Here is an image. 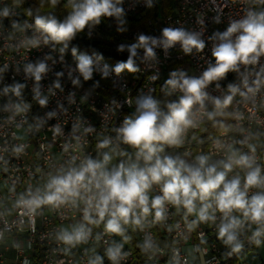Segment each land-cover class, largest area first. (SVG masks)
Segmentation results:
<instances>
[{"label":"built area","instance_id":"2783aa9c","mask_svg":"<svg viewBox=\"0 0 264 264\" xmlns=\"http://www.w3.org/2000/svg\"><path fill=\"white\" fill-rule=\"evenodd\" d=\"M5 6L10 7L12 14L7 18L0 17V264H95L97 257L101 264H134L136 254L128 247L127 241L119 235L105 233L103 223L92 225L91 235L84 242L67 245L58 239L62 230L71 232L77 222L86 223L83 221L82 202L78 206H44L33 213L17 207L16 201L28 191L35 193L40 190L42 194L52 176L72 166L70 162L73 157L75 165H79L86 156L102 159V154L109 152L112 155L109 167L126 159L111 153L109 149H98L97 144L104 138H111L114 144L119 143L115 139L117 134L114 129L135 113L138 96L151 94L156 98L158 86L165 82L171 61L177 62L174 71L200 76L209 64L215 62L211 54L215 41L210 37L216 32L225 31L231 21L244 18L249 10L255 11L253 2L174 0L173 11L159 18L157 28L152 21L149 22L152 36L160 37L162 29L166 27H182L199 32L206 44L202 52L193 50L191 54H185L181 46L176 44L167 50L157 47L155 58L144 60L142 50L136 59L140 69L138 72L124 71L120 75L113 72L104 78L97 71L88 81L80 76L77 64L60 52L58 44L41 43L36 48L23 46L25 37L39 35L34 26L35 16L16 2L0 0V11ZM122 7L126 15L140 18L147 2L123 0ZM13 21L21 27L27 22L31 27L20 31L12 27ZM84 30L92 37H100L94 23ZM140 34L135 32L134 37L138 38ZM38 62L46 63L48 68L39 82L25 71L28 64L35 65ZM118 62L122 61L109 63L101 60L99 67L107 64L114 68ZM260 64L264 65V56L260 58ZM233 74L240 80L241 91L244 90L242 80L246 79L251 84L256 78L254 72H245L243 65L240 66V74ZM154 76L156 79H153ZM76 79H79L78 84L73 83ZM57 81L59 88L55 87ZM215 83L206 89L209 97L227 94L224 85L218 82L220 87L217 88ZM18 84L24 85L19 95L11 90ZM37 91L40 98H47L46 105L39 104ZM175 93L181 95L178 91ZM168 103L170 101L164 103L165 112ZM17 106L24 107V110L17 111ZM213 107L211 99L205 101L204 108L194 106L193 119L197 126L187 130L184 145L177 148V155L192 161L197 155L205 153L211 157V161H215L223 158V151L214 146L216 141L232 144L246 154H252L248 147L251 144L255 147L254 155L264 174V87L255 95H236L231 107L232 127L226 133L224 131L206 141L208 146L205 152L199 134L207 121L204 113L211 112ZM49 113L55 115L50 117ZM235 115H242L243 119H234ZM57 125L61 131L54 134L53 129ZM87 128L93 131L86 132ZM20 146H24V151L14 152V148ZM119 150L129 152L134 158L135 150L129 146L119 143ZM185 153L188 155L185 156ZM237 173L241 175L243 183V170L234 169L228 177ZM257 191L260 190L250 189L249 196ZM159 194L158 186H153L149 192L150 198ZM184 212L166 205L164 221L152 223V217L149 216L143 230L135 227L142 243L146 236H151L158 248V251L146 255L145 264H161L165 260L173 264L177 252L180 264H230L256 244L249 241L248 237H251L257 226L251 225L249 229L246 224L241 230L243 249L229 257L226 255L228 249L217 239L216 225L220 222V214L217 213L216 225L200 224L189 230L188 223L193 220V216L185 218ZM234 214L239 216V213ZM97 236L100 238L97 239ZM258 239L263 240L264 233ZM121 244V258L116 262L111 261L107 249ZM189 245L193 246L197 258L191 259L185 250Z\"/></svg>","mask_w":264,"mask_h":264},{"label":"clouds","instance_id":"9594fccd","mask_svg":"<svg viewBox=\"0 0 264 264\" xmlns=\"http://www.w3.org/2000/svg\"><path fill=\"white\" fill-rule=\"evenodd\" d=\"M122 2L123 0H69L71 11L63 21H58L52 14L37 15L34 26L39 35L25 37L22 45L36 48L41 43L59 44L62 45L60 51L64 52L77 33L84 31L92 23L99 24L101 17H114L123 25L125 12ZM146 2L151 7L152 0ZM51 3L55 5L57 0H51ZM10 14L12 12L8 6L0 11L2 18H7ZM12 27L23 31L31 25L25 22L21 27L13 21ZM118 30L125 29L121 27ZM210 39L215 41L211 50L214 63L209 64L200 76H188L184 71L177 70L171 72L170 78L165 81V89L181 93L177 101L166 105V112L162 110L161 102L151 94L140 95L136 98L134 115L126 117L122 125L114 129L116 141L135 150L134 158L129 152L119 150V143L114 144L111 138H104L97 144L98 149H109L111 153L126 159L109 167L112 160L109 152H104L102 159L86 156L79 165H75L73 157L70 162L72 166L52 176L42 194L40 190L35 193L28 191L20 196L16 206L34 213L44 206H78L82 202L83 221L87 225L98 226L103 223L105 233L119 235L127 240L128 237L124 235L125 225L143 230L144 222L149 216L152 217V223L162 222L166 219V205H172L177 211L185 210V218L189 215L195 217L188 223L189 230L200 224L216 225L219 213L217 239L228 249L226 255L229 257L243 249L241 230L246 224L249 229L251 225L257 226L248 240L259 245L261 241L258 238L264 233V174L256 161L253 145H248L252 154H246L232 144L216 141L214 146L223 151V158L215 161H211L208 155H197L192 161L180 155H161L165 152V146L182 147L187 130L197 126L193 119L194 106L204 108L205 101L211 99L214 109H226L232 104L236 94L242 97L255 95L264 87V65L260 64V58L264 56V11L249 10L244 18L231 21L225 31L214 33ZM176 44L181 46L185 54H191L193 50L202 52L206 47L201 33L182 27H166L162 29L160 37L140 34L137 43L121 44L118 50H127L128 58L118 62L114 68L107 64L99 67L103 57L88 55L78 56L76 67L85 81L92 79L97 71L104 78L113 72L116 75L124 71L136 73L140 70L136 64L139 49H143V59L148 60L155 58L157 47L167 50ZM76 51L74 47V56ZM241 65L245 66V72L255 73L256 78L251 84L246 79L242 80L244 90L241 91L240 85L230 83L227 94L209 97L206 91L209 85L216 82L215 86L219 88L218 82L225 79L228 73L240 74ZM25 71L39 82L48 68L46 63L38 62L35 65L28 64ZM73 83L78 84L79 79ZM23 87L24 85L18 84L11 90L19 95ZM55 87H60L58 81ZM36 98L41 106L46 105L47 98H40L38 91ZM24 107L17 106V111H23ZM48 115L51 117L55 113ZM204 115L214 126L219 123L216 121V111L205 112ZM233 118L240 120L243 116L235 115ZM220 127L226 133L232 126L220 124ZM60 131L58 125L53 129L54 134H59ZM85 131L91 132L93 129L87 128ZM23 151L24 146L14 148L16 153ZM184 155L187 156L188 153ZM234 169L243 170V183L239 173L228 177ZM153 186L159 187L160 194L150 198L149 192ZM253 188L260 191L249 196V190ZM234 213H239V216ZM86 224L81 223L71 232L62 230L58 239L67 245L86 241L91 235V228L86 227ZM122 247L121 244L108 248V258L116 262L121 258ZM140 248L145 253L158 251L151 236L145 237ZM95 264H101L99 257ZM173 264H180L178 252L174 255Z\"/></svg>","mask_w":264,"mask_h":264},{"label":"trees","instance_id":"16d2710c","mask_svg":"<svg viewBox=\"0 0 264 264\" xmlns=\"http://www.w3.org/2000/svg\"><path fill=\"white\" fill-rule=\"evenodd\" d=\"M10 2H16L20 4L22 8L27 10L35 17L37 15L46 16L48 14H52L57 18L58 21H63L71 11L69 0H57L55 5L51 3V0H10ZM252 2L255 11H262L264 8V0H252ZM173 8L174 0H152L151 7H149L147 4V7L142 11L140 18L130 17L125 13L123 17L125 23L123 25H120L114 17H101L99 24L94 23V26L97 29V33L100 35V37H92L86 30H84L80 33H77L76 37L69 42L68 48L65 49L64 52H60L69 57L75 64H77V57L80 55H88L90 57L102 56V60L109 63L115 61H126L128 58V52L127 50L123 52L119 51V46L121 44L131 45L133 43H137L138 38L134 37L135 32L152 36L153 33L150 31L148 25L149 22L152 21L154 23V27L157 28L159 25V18L162 15L168 16L171 14ZM121 27L125 30H118ZM61 47L62 45L58 44L59 50ZM74 47L77 49L75 56L72 53V49ZM142 50L143 49L138 50L139 54L142 52ZM176 65L177 62L171 61L168 71L165 75V81L170 78V73L174 71ZM219 82L226 87L227 92L228 84H237V77L233 74V72H230L227 74L225 79H222ZM164 83L165 82L163 81L159 84L156 92V99L161 102L160 106L163 111L164 103L166 101L173 102L177 101L179 98V96L175 93V90L165 89L163 87ZM236 95L234 96V99ZM231 107L232 104L226 109L216 110L214 107L212 108L211 112H217L216 121L219 123L214 126L213 122L207 119L200 131L199 138L201 141H203L202 143L205 152L208 146L206 141L217 137L219 134L225 131L220 127V124L231 126ZM133 115L134 114H132V116ZM229 130L230 129L227 131ZM165 153L166 155L173 156L178 154L177 148H168L167 146H165ZM204 155L206 154L204 153ZM262 157L264 160V150L262 152ZM182 210L183 209H180L179 211ZM124 235L128 237L126 240L128 247L136 254L134 264H145V258L148 253H145L140 248V245L143 243L140 241L137 233L135 232V226L128 225L125 228ZM241 256L242 255L236 257L232 262H230V264H238V262L241 260ZM161 264H168V262L165 260Z\"/></svg>","mask_w":264,"mask_h":264},{"label":"crops","instance_id":"0c3cea01","mask_svg":"<svg viewBox=\"0 0 264 264\" xmlns=\"http://www.w3.org/2000/svg\"><path fill=\"white\" fill-rule=\"evenodd\" d=\"M193 219H195L194 216ZM256 245L257 244L253 245L251 248H254ZM186 248H188V250ZM186 248L185 250L190 254L191 259L197 258L194 254L192 245H189ZM248 251L249 249L242 254L241 260L238 262V264H264V240H262L260 244L257 245L255 251L247 253Z\"/></svg>","mask_w":264,"mask_h":264},{"label":"rangeland","instance_id":"374dc122","mask_svg":"<svg viewBox=\"0 0 264 264\" xmlns=\"http://www.w3.org/2000/svg\"><path fill=\"white\" fill-rule=\"evenodd\" d=\"M262 11H264V8L262 9ZM191 74L194 75L193 72H191ZM239 83H240V80L237 79V84L239 85ZM81 223H84V222H81V221L77 222V223L75 224V227H77V226L80 225ZM85 224H86V223H85ZM75 227H74V228H75ZM86 227L90 228V227H92V225H87V224H86ZM74 228H73V229H74ZM256 247H257V245H256L254 248L249 249V251H248L247 253H250V252H252V251H255V250H256ZM186 249L188 250V248H186Z\"/></svg>","mask_w":264,"mask_h":264}]
</instances>
